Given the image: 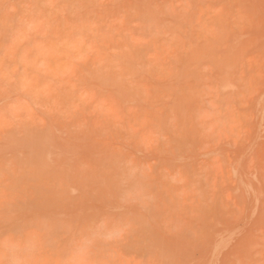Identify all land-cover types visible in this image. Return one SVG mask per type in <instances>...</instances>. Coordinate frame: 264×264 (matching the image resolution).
Returning <instances> with one entry per match:
<instances>
[{"label": "rangeland", "instance_id": "obj_1", "mask_svg": "<svg viewBox=\"0 0 264 264\" xmlns=\"http://www.w3.org/2000/svg\"><path fill=\"white\" fill-rule=\"evenodd\" d=\"M0 264H264V0H0Z\"/></svg>", "mask_w": 264, "mask_h": 264}, {"label": "bare ground", "instance_id": "obj_2", "mask_svg": "<svg viewBox=\"0 0 264 264\" xmlns=\"http://www.w3.org/2000/svg\"><path fill=\"white\" fill-rule=\"evenodd\" d=\"M226 85V84H225ZM233 85V84H232ZM224 87V86H223ZM118 181V180H117Z\"/></svg>", "mask_w": 264, "mask_h": 264}]
</instances>
